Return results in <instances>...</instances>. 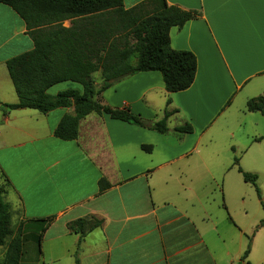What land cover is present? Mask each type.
Here are the masks:
<instances>
[{
  "label": "crops",
  "instance_id": "obj_1",
  "mask_svg": "<svg viewBox=\"0 0 264 264\" xmlns=\"http://www.w3.org/2000/svg\"><path fill=\"white\" fill-rule=\"evenodd\" d=\"M143 1L123 5L128 10ZM167 3L199 13L170 31L174 50L197 57L193 85L168 93L160 72H142L100 96L151 124L164 117L170 99L168 109L179 112L168 119L167 134L93 113L81 120L76 140L63 141L54 131L73 108L41 114L5 113L0 106V186L7 184L4 200L16 230L21 226L20 264H264V235H258L264 222L251 242L245 201L237 208L222 203L227 190L240 192L248 184L239 167L254 171L242 156L241 131L251 117L234 106L240 92L246 90L248 101L264 94V0ZM33 49L24 21L0 3L3 104L18 103L6 62ZM94 79L99 87L100 73ZM75 85L71 89L79 90ZM185 123L192 134L175 132ZM219 130L228 137L222 146ZM142 146L153 149L148 153ZM101 179L111 188L100 194ZM89 215L104 219L103 227L84 237L69 230V223ZM49 219L39 243L45 226L39 221Z\"/></svg>",
  "mask_w": 264,
  "mask_h": 264
},
{
  "label": "trees",
  "instance_id": "obj_2",
  "mask_svg": "<svg viewBox=\"0 0 264 264\" xmlns=\"http://www.w3.org/2000/svg\"><path fill=\"white\" fill-rule=\"evenodd\" d=\"M13 9L24 21L34 49L6 62L18 96V103L0 106L5 113L13 110H35L47 114L58 108H73L54 131L56 138L74 141L79 135L82 119L90 114H107L160 134L169 132L168 119L178 110H169L167 101L164 117L155 123L144 121L129 109H115L102 102L100 96L118 82L142 72H160L168 93L189 89L196 78L197 57L189 51H176L171 47L170 31L183 28L199 13L170 6L167 0H145L126 10L123 0H0ZM71 26L65 27V21ZM100 73L101 83L96 86L94 75ZM71 82L80 89H68L50 95L55 85ZM247 111L264 115V94L247 102ZM175 132L187 135L194 129L189 123ZM257 139L256 141H261ZM151 146H142L150 153ZM239 166L236 158L234 161ZM239 171L246 183L255 187L260 195L256 174ZM7 184L0 186V249L5 250L0 264H20L23 254L21 226L16 230L13 212L4 200ZM111 185L105 179L99 182V192ZM52 219L39 221L38 242ZM104 219L95 215L68 224L70 231L84 237L103 227ZM262 226L264 223L261 224ZM251 244L242 261L250 254ZM76 264H80L76 260ZM247 264H250L247 261Z\"/></svg>",
  "mask_w": 264,
  "mask_h": 264
},
{
  "label": "rangeland",
  "instance_id": "obj_3",
  "mask_svg": "<svg viewBox=\"0 0 264 264\" xmlns=\"http://www.w3.org/2000/svg\"><path fill=\"white\" fill-rule=\"evenodd\" d=\"M76 85L70 82L62 83L52 87L49 90L50 95H57L58 93L74 88ZM258 96V95H257ZM247 92H240L237 96V100L235 102L234 109H239L241 111L246 112L249 115L250 122L248 123V127L241 131V138H243V143H245L246 148L242 153L244 164L247 168H250L252 173L258 176V187L260 189V195L257 193L255 187L251 184L245 185L240 192H232L231 190H227L223 194L222 203L224 202L226 205L229 203L230 206L240 207L241 202L245 201V208L248 212L246 215L244 226H246L249 230L250 241L254 239V235L260 229H257V226L264 222V117L258 113L248 114L247 112ZM254 97H251L252 99ZM249 99V100H250ZM247 100V101H246ZM218 139L216 140L220 146L226 143L228 137L226 131H218L217 132ZM257 139H263L260 142H257ZM248 148V149H247ZM221 186L223 181H219ZM2 186V185H1ZM4 186V184H3ZM242 196L244 198H242ZM232 204V205H231ZM220 209H222L220 207ZM229 221V220H228ZM262 226V225H261ZM258 230V231H257ZM258 235H264V230H260ZM264 237V236H263ZM252 249V246H251ZM252 251V250H251ZM256 252V250H255ZM255 252L253 255H255ZM260 253V252H257ZM256 253V255H258Z\"/></svg>",
  "mask_w": 264,
  "mask_h": 264
}]
</instances>
